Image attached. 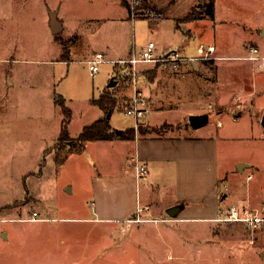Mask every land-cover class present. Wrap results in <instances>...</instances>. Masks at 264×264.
I'll use <instances>...</instances> for the list:
<instances>
[{
  "label": "rangeland",
  "instance_id": "374dc122",
  "mask_svg": "<svg viewBox=\"0 0 264 264\" xmlns=\"http://www.w3.org/2000/svg\"><path fill=\"white\" fill-rule=\"evenodd\" d=\"M157 1L12 0L14 16L0 17V57L10 56L9 62L0 61V90L9 70L16 81L5 97L0 95V100L10 102L7 112L0 115V264H264V226L251 228L244 222L187 218L185 212L160 214L162 207L176 197L174 191L155 189L151 212L100 218L94 203L98 198L96 181L123 173L121 166L131 142L90 140L83 151L70 153L63 163L55 160L54 147L63 119L55 103L56 93L62 94L73 110L69 131L77 137L85 125L104 115L105 111L91 99L104 91L113 72L118 89L117 85L107 88L120 107L112 115L117 132L124 129L122 135L135 131L163 136L192 133L189 118L178 119L182 113L166 111L157 118V124L147 118L136 121L126 113L128 98L136 85L141 87L140 75L144 73L149 82H156L162 67L159 64L138 63L133 75L132 66H127V71H114L117 60L104 58L93 75L83 54L76 53L71 61L61 60V54L68 55L79 37L72 35L71 27L84 29L82 39L91 51L103 49L107 42L124 57L130 51L124 59L139 54L150 40L158 42L159 50L172 48L187 55H193L191 49L203 40L218 44L229 54H241L244 49L242 58L246 59L235 62L243 64L245 77L255 76L259 84L252 96H244L233 107L234 116L239 118L240 103L247 98L264 108V64L250 57L251 46H257L258 54L264 56V0H214V18L186 23L184 29H175L174 19L166 18ZM195 1L192 11L199 15L202 10L197 2L201 0ZM0 2V10L6 9L5 1ZM180 2V11L171 14L184 13L193 0ZM56 11L66 24L59 34H54L51 27L52 12ZM185 17L180 20L188 21ZM189 28L194 37L191 47L183 49ZM211 68L216 79L220 72L215 65ZM128 71L131 78L123 77ZM132 85L133 92L127 96L125 87ZM230 107L213 109L231 111ZM162 118L174 122H160ZM223 118L225 125L218 128L226 138L222 145L223 170L227 166L236 169L239 157H247L263 168L264 128L250 115H243L239 122L233 121L229 112ZM13 124L17 128L11 130ZM211 128L217 129L210 124L195 131L203 133ZM229 179L221 186L230 194L231 188L235 192L242 181ZM142 191L145 198L148 189L144 182ZM230 201L229 195L228 207ZM185 202L177 206L184 209ZM34 211L38 220H33Z\"/></svg>",
  "mask_w": 264,
  "mask_h": 264
},
{
  "label": "crops",
  "instance_id": "0c3cea01",
  "mask_svg": "<svg viewBox=\"0 0 264 264\" xmlns=\"http://www.w3.org/2000/svg\"><path fill=\"white\" fill-rule=\"evenodd\" d=\"M4 1L7 10L4 8L0 10V17L3 18L4 15H6V17L12 15L13 17L14 11L11 9L12 4H10L12 0H7V2L6 0ZM157 2L164 11H166V18L174 19L175 29H184L185 27H183V25H188L186 23L192 21L215 17V13L213 16L205 13L203 18L188 21L180 20L192 12L196 2L195 0L191 2L189 9L187 8L188 10H184V13L180 12L181 14L179 16L171 13L173 11H180V0H158ZM197 3L202 5L203 0ZM57 18L60 21L58 14ZM60 23L62 25V32L66 24L62 20ZM159 23L160 22H158L157 25ZM159 26H161V24ZM71 29L73 30L72 35L76 33L79 37H77L76 42L72 43L68 55L64 53L61 54V60L63 61H71L76 53L83 54L84 60L87 61L100 52L104 54V58L117 61L128 57L130 54L129 51L127 56L124 57L122 54L115 53L112 45L107 42L102 47L103 49L91 51L88 47L89 44L85 46L84 40L82 39L84 36V29L81 27L77 29L71 27ZM88 29L93 30V28L89 26ZM185 32H187L185 36L187 45L183 46V49L191 47L194 37L191 28L187 29ZM199 43L208 44L204 40L196 42L191 49L193 55L190 56L199 55L197 47ZM209 45H215V51L212 55L216 57L220 56V58L214 60L197 59L185 63L183 65V72L174 70L169 64L159 63L162 67L159 70L158 80L156 82H149L144 73L140 75L138 85L140 84L143 88L144 95L149 101V110L141 121L147 118L151 124H157V118H160L162 113H166V111H175L179 115L182 113L178 119L186 117L189 118V122L190 115L192 114L208 113L210 116L209 122L203 126L212 124L216 126L217 129L211 128L201 133L195 130L203 126L199 128H193L191 126L192 133L186 135L163 136L136 134L134 138L122 139L123 141L131 142V145H128L126 148V161L121 166L123 173L113 176L112 178H100L96 181V196L98 198L94 203L96 206V213L100 218L116 219L127 217L135 212H140L141 214V212L153 211L155 207L154 190L157 188L163 190L164 193L174 191L176 195L174 200L162 207L160 214L167 213L170 208L177 206L181 201L187 200L184 209L182 208L179 211V213H187L185 217L204 218L223 222L225 220H221L220 217L224 210L228 208L226 202L229 199V195L231 200L230 204L236 202L238 205L249 206L258 209L262 213L264 212V166L263 168L260 167L247 157H239L236 162V169L227 166L223 170L222 167L224 162L222 155L224 148L222 145L226 138L224 133L219 131V129L223 128L225 125L223 117L227 112L230 113L233 121L237 120L238 122L243 115H250L252 120H255L256 124L264 128V108L257 106L253 99L247 98L243 100V104L240 103V106H242L239 111H237L239 118H235L234 114L236 113L233 112L235 109L233 107L236 104L239 105V101H241L244 96H252L254 94V89L256 85L259 84V79L255 76L253 78L245 77V71H242L243 64L235 62L237 60L246 59L242 58L244 57V49L240 52L241 54H236L237 52L235 54H229L231 52L221 51L218 44L214 42L209 43L208 46ZM167 47H170V45H167ZM166 49L167 50L160 51H170L172 48ZM9 57L10 56H7V58L0 57V61L9 62ZM150 64L157 65L154 63ZM212 65H215L220 72L216 79H213V72L211 70ZM122 68L126 70L127 67H119V65L115 63L114 71L115 69L121 71ZM8 72L9 73H6L2 83L4 87L0 90L2 98L9 92L10 87L14 86L16 83L13 78L12 70ZM124 74L126 75H122L123 77L130 76L128 73ZM113 75L114 72L111 79ZM226 77L228 79H226ZM245 78H247V81ZM115 80L117 81L116 89H118L119 82L117 79ZM108 86L109 84L106 88ZM251 87L253 89L252 91L247 93L244 92L245 89L248 91ZM125 88V93L128 94L127 96L131 95L133 92V85L132 87ZM129 99L130 98H128V100ZM217 103H219V106ZM9 105L10 102L8 100H0L1 116L7 112ZM214 106L219 108L231 106V111L226 110V108H223V110H214ZM117 108L120 107L118 106ZM113 113L110 116V121L112 127L116 128L112 123ZM149 115L151 116L149 117ZM103 116H105V113ZM165 120L174 122L167 118H162L159 121L162 122ZM15 127L17 128V125L15 126V124H13L10 129L13 130ZM122 131H124V129H120L118 133ZM16 139L18 138L16 137ZM117 139L118 138L101 141H116ZM135 162L147 164L149 172L145 176L137 178L135 174ZM238 166H241L242 169H239ZM244 173H246V175ZM242 174L245 175V177H243ZM228 179L237 182L242 181L240 187H236L235 192H233L234 187L233 189L231 188L230 194L225 191L227 188L221 186V184H224ZM142 182H144L148 189L145 198L143 197ZM149 190L151 192H149Z\"/></svg>",
  "mask_w": 264,
  "mask_h": 264
},
{
  "label": "built area",
  "instance_id": "2783aa9c",
  "mask_svg": "<svg viewBox=\"0 0 264 264\" xmlns=\"http://www.w3.org/2000/svg\"><path fill=\"white\" fill-rule=\"evenodd\" d=\"M155 15V12L152 11ZM215 51V45L206 46L201 43L198 46L199 55L190 56L183 53L181 50L160 51L158 45L154 40H150L148 44L142 48L139 54H133L128 59L118 60L116 63H121L126 66H132L133 75L134 69L138 63H154V64H169L174 70H182L183 65L197 59L212 60L215 57L212 53ZM259 48L256 46L250 47L251 58L260 60V64H264V56L258 54ZM104 59L102 52L97 53L92 59L87 62L90 65V70L93 75L99 71V64ZM149 110V101L145 97L142 90L137 87L130 98V103L126 109V113L132 115L136 121H141L147 111ZM135 174L137 178L145 176L149 172L148 165L141 162H135ZM221 220L244 222L251 228L264 226V212L248 206H241L238 204H231L222 213ZM33 220H38V212L34 211Z\"/></svg>",
  "mask_w": 264,
  "mask_h": 264
},
{
  "label": "trees",
  "instance_id": "16d2710c",
  "mask_svg": "<svg viewBox=\"0 0 264 264\" xmlns=\"http://www.w3.org/2000/svg\"><path fill=\"white\" fill-rule=\"evenodd\" d=\"M199 15L195 12H190L186 15L185 19L194 20L197 18H203L205 13L208 15H214V0H203ZM127 67L126 65H123ZM128 68V67H127ZM127 71V70H126ZM129 75L130 71L127 72ZM126 75V74H124ZM106 88L99 97H93L92 103L100 106L105 111V116H102L90 124L83 127L81 133L77 137H73L69 131V124L72 121L73 110L67 105L66 99L62 94L56 93L55 103L61 108L63 112V119L61 123V130L58 136L56 146L55 160L57 163H63L72 152L83 151L86 147V143L90 140H110L115 138L130 139L136 136L135 131L132 133L122 135L118 133L116 129L112 127L110 116L118 106L117 98L115 94ZM110 115V116H109ZM61 145L58 146V144ZM64 152V153H63Z\"/></svg>",
  "mask_w": 264,
  "mask_h": 264
},
{
  "label": "water",
  "instance_id": "95a60500",
  "mask_svg": "<svg viewBox=\"0 0 264 264\" xmlns=\"http://www.w3.org/2000/svg\"><path fill=\"white\" fill-rule=\"evenodd\" d=\"M51 27H52V31L54 34H58L62 30V25L57 18L56 12H52ZM116 83H117V81L112 78L110 83H109V86H114V85H116ZM209 118H210V116L208 113L192 114V115H190V124L193 128H199V127L207 124L209 122ZM263 124H264V119H263ZM238 167H239V169H242L241 166H238ZM180 209H181L180 207L175 206V207L170 208L168 210V213L171 216H174V215H177L179 213Z\"/></svg>",
  "mask_w": 264,
  "mask_h": 264
}]
</instances>
